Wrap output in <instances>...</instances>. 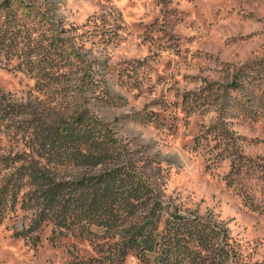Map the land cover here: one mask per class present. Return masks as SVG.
Returning a JSON list of instances; mask_svg holds the SVG:
<instances>
[{
	"label": "rangeland",
	"instance_id": "374dc122",
	"mask_svg": "<svg viewBox=\"0 0 264 264\" xmlns=\"http://www.w3.org/2000/svg\"><path fill=\"white\" fill-rule=\"evenodd\" d=\"M90 123L115 153L59 155ZM183 223L177 264H264V0H0V264H161Z\"/></svg>",
	"mask_w": 264,
	"mask_h": 264
},
{
	"label": "trees",
	"instance_id": "16d2710c",
	"mask_svg": "<svg viewBox=\"0 0 264 264\" xmlns=\"http://www.w3.org/2000/svg\"><path fill=\"white\" fill-rule=\"evenodd\" d=\"M8 5H12L8 3ZM98 126L90 123L88 126L83 127L82 124L76 128H71L69 130L59 129L55 131L53 139L56 142H68L63 148V151L59 155H64L66 159H75L77 162H85L87 164H93L96 162H101L103 159L107 158L110 154L107 151H112L115 153L111 147V138L102 132L99 136H96V131H98ZM55 136V138H54ZM78 142H86L89 149L87 151L81 152L76 150ZM76 147V148H75ZM108 155V156H107ZM88 190L93 191V195L96 198V205L101 203V201H106L107 199L114 198H123L129 201L131 197H137L141 191L144 190L143 186L138 184V180L134 181L129 174L126 172L122 173H106L99 180L95 179L93 183L87 185ZM51 203V202H49ZM183 223L182 226L176 228V233L172 234L173 240L169 241V245H163L167 249V257L162 260L161 264H177L178 263V254L176 251H179L183 241L181 240L182 236L179 234L181 229L187 228ZM143 233V232H139ZM143 235V234H140ZM149 251L154 249V240L145 239L144 243H141ZM164 244H166L164 242ZM171 245V246H170ZM178 246V247H177ZM184 251V250H183Z\"/></svg>",
	"mask_w": 264,
	"mask_h": 264
}]
</instances>
